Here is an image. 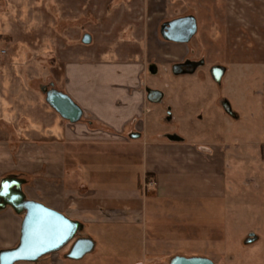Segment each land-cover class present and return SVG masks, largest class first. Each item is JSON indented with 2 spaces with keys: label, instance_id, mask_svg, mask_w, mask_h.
I'll list each match as a JSON object with an SVG mask.
<instances>
[{
  "label": "crops",
  "instance_id": "obj_1",
  "mask_svg": "<svg viewBox=\"0 0 264 264\" xmlns=\"http://www.w3.org/2000/svg\"><path fill=\"white\" fill-rule=\"evenodd\" d=\"M50 1L0 0V184L5 178L18 180L24 200L78 222V238L90 239L93 248L86 261V255L70 260L62 250L16 264H163L178 252H168L172 246L153 237L157 221H150L145 238L147 195L129 182L132 161L138 159L145 179L155 180L147 189L151 197L162 195L164 178L197 177L209 183L216 165L201 143L186 142L178 133H166L168 143L160 141V134L143 137L149 127L148 109L142 107L143 99L148 102L146 70L155 77L163 62H207L224 68L221 80L232 69L246 79L250 66L264 74V0H201L197 11L192 8L197 0H71L75 12H59V27ZM199 12L203 59L193 61L186 47L198 33ZM187 16L196 22L191 40L166 41L162 26ZM84 35L90 37L88 44L82 43ZM40 65L47 67L40 72ZM48 83L82 109L80 122L70 124L45 102L40 88ZM172 118L168 109L166 119ZM132 125L135 132L129 130ZM173 135L181 140L167 138ZM143 138L141 153L131 154V143ZM73 145H78V200L68 203ZM150 204L155 210V202ZM22 219L11 206L0 208V241L10 242L0 250L19 242ZM139 233L141 252L135 243Z\"/></svg>",
  "mask_w": 264,
  "mask_h": 264
},
{
  "label": "rangeland",
  "instance_id": "obj_2",
  "mask_svg": "<svg viewBox=\"0 0 264 264\" xmlns=\"http://www.w3.org/2000/svg\"><path fill=\"white\" fill-rule=\"evenodd\" d=\"M192 8L201 10V0L192 3ZM48 9L57 27L62 26L59 12H75L71 0H51ZM199 14L198 33L186 47V57L193 61L203 59V23L201 12ZM66 24L70 25L67 19ZM172 66L168 62L159 64L155 77L146 70L147 87L163 92L164 96L159 104L143 99L142 107L148 109L146 127L149 125L143 137L160 134V141L168 143L164 135L178 133L186 142L201 143L202 149L206 148L201 150L211 157L212 166H216L212 170L214 174L208 176L209 183L197 177L164 178L166 186L159 188L162 195L157 193L151 197L147 189L155 180L147 181L138 159L132 161L129 176L125 175L132 185H140L142 196L147 195L143 197L148 221L145 238H149V224L154 220L158 223L151 230L153 237L163 239L164 245L170 244L172 248L168 252L175 251L184 257H205L214 264H264V74L259 73L256 66H250L246 79H241L236 69H232L218 84L209 75L214 64L206 62L193 74L181 77L172 74ZM41 67L47 66L40 65L37 69L40 72ZM224 67L231 69L226 64ZM35 85L39 89L40 84ZM223 100L229 103L232 114L227 112ZM168 109L173 116L170 121L166 119ZM129 130L136 131L133 125ZM144 139L131 143V154L141 153ZM69 180L72 184L66 200L72 203L78 200V145L68 150ZM153 202L155 210L150 207ZM141 237V233L136 235L137 252H141L144 240ZM249 238L251 241L246 242ZM123 242L127 244V240ZM2 243L10 242L0 241V248ZM113 243L120 241L113 240ZM70 246L64 251H69ZM9 249L12 248L2 250ZM172 257L165 258L163 264ZM89 258L90 255H86L84 261Z\"/></svg>",
  "mask_w": 264,
  "mask_h": 264
},
{
  "label": "water",
  "instance_id": "obj_3",
  "mask_svg": "<svg viewBox=\"0 0 264 264\" xmlns=\"http://www.w3.org/2000/svg\"><path fill=\"white\" fill-rule=\"evenodd\" d=\"M196 33V22L191 16L179 18L165 23L162 26V37L169 42L187 44ZM90 42L89 35H84L82 43ZM201 63L186 62L173 66L174 74H192ZM224 74V68L214 66L210 75L214 82L220 83ZM44 94L45 102L63 120L70 124H77L83 116L82 109L66 94L43 86L40 88ZM163 93L158 90H147V100L150 103H159ZM226 110L231 114L228 104L225 102ZM234 116V114L232 115ZM131 139H137L138 134H130ZM171 141H180L175 135L167 137ZM20 182L11 178H5L0 184V208L9 205L17 213L23 214L20 238L18 245L9 250L0 251V264H16L19 262H37L44 256L58 253L68 245L70 249L66 257L70 260H79L90 253L93 242L90 239L78 238L81 231L78 222L73 221L65 215L53 209L47 208L41 203L24 200L20 191ZM247 239L246 242H250ZM167 264H214L205 257L174 256Z\"/></svg>",
  "mask_w": 264,
  "mask_h": 264
},
{
  "label": "trees",
  "instance_id": "obj_4",
  "mask_svg": "<svg viewBox=\"0 0 264 264\" xmlns=\"http://www.w3.org/2000/svg\"><path fill=\"white\" fill-rule=\"evenodd\" d=\"M149 178H150V176H149V175H147V176H146V179H147V180H149Z\"/></svg>",
  "mask_w": 264,
  "mask_h": 264
},
{
  "label": "flooded vegetation",
  "instance_id": "obj_5",
  "mask_svg": "<svg viewBox=\"0 0 264 264\" xmlns=\"http://www.w3.org/2000/svg\"><path fill=\"white\" fill-rule=\"evenodd\" d=\"M200 67H201V66H200ZM196 70H197V69H196ZM196 70H195V71H196ZM209 74H210V70H209ZM231 114H232V113H231Z\"/></svg>",
  "mask_w": 264,
  "mask_h": 264
},
{
  "label": "built area",
  "instance_id": "obj_6",
  "mask_svg": "<svg viewBox=\"0 0 264 264\" xmlns=\"http://www.w3.org/2000/svg\"><path fill=\"white\" fill-rule=\"evenodd\" d=\"M148 187H149V185H148Z\"/></svg>",
  "mask_w": 264,
  "mask_h": 264
}]
</instances>
